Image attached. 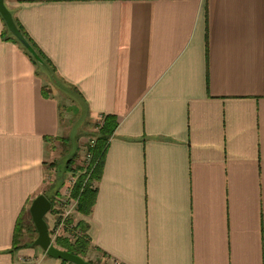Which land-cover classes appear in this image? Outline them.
I'll list each match as a JSON object with an SVG mask.
<instances>
[{
    "label": "crops",
    "instance_id": "1",
    "mask_svg": "<svg viewBox=\"0 0 264 264\" xmlns=\"http://www.w3.org/2000/svg\"><path fill=\"white\" fill-rule=\"evenodd\" d=\"M4 2L78 95L42 93L0 14V264H61L31 244L29 206L53 199L55 233L107 114L91 213L57 233L85 221L99 264H264V0Z\"/></svg>",
    "mask_w": 264,
    "mask_h": 264
},
{
    "label": "trees",
    "instance_id": "2",
    "mask_svg": "<svg viewBox=\"0 0 264 264\" xmlns=\"http://www.w3.org/2000/svg\"><path fill=\"white\" fill-rule=\"evenodd\" d=\"M13 19L18 28L28 40V42L37 52L38 56L40 57V60H38L37 57L34 56L27 49V47L9 31V29L5 25V30L7 33L6 37L14 40L23 48V50L31 57L33 62L36 64L37 74L46 78L49 85L44 84L42 86V93L46 96H49L53 93L52 88H55L56 90H58L57 92H59L62 96L70 100L73 99L74 95H78V93L74 91V87L68 85L66 82L60 79V77L56 73V68L51 62V60L45 56V54L36 45V43L28 36V34L25 32L23 27L19 24V22L14 16ZM116 124L117 121L115 115H102L101 121L97 125V130L93 132V144H87V150L90 152L91 158L87 166L85 167V172L83 174H80L79 177H77L76 182L74 183L71 190V196L75 200L74 209L83 215H89L91 213L92 206L94 205L95 196L97 192V186L95 182L98 181L101 175L108 141L116 127ZM72 160L73 158L71 157L65 161V165L62 169V172L58 173L61 178H63V172L65 170H69V164L72 162ZM79 168L81 169L83 167L79 166ZM53 185H55V182L53 183ZM50 201L53 203V199L50 198ZM52 209L53 208H51V210ZM87 227L88 224L85 221H78L76 225H73L72 227L74 230L77 229V234L70 233L71 235L56 236L54 238L55 245L84 258V256L89 250L90 243V238L87 234ZM31 244H33V242H31ZM87 260L91 264H94L90 259ZM65 263L68 262L61 260V264Z\"/></svg>",
    "mask_w": 264,
    "mask_h": 264
},
{
    "label": "water",
    "instance_id": "3",
    "mask_svg": "<svg viewBox=\"0 0 264 264\" xmlns=\"http://www.w3.org/2000/svg\"><path fill=\"white\" fill-rule=\"evenodd\" d=\"M0 14L3 17L9 31L15 35L19 41H21L27 47V49L37 57L38 60H40L37 52L16 25L12 13L4 0H0ZM50 207L51 202L44 194L37 195L29 206L31 220L37 230V237L33 241V245L41 247L46 252V254L52 258L61 259L71 264H91L83 257L61 249L53 244V241L49 235L47 223L44 219V215L50 209Z\"/></svg>",
    "mask_w": 264,
    "mask_h": 264
},
{
    "label": "rangeland",
    "instance_id": "4",
    "mask_svg": "<svg viewBox=\"0 0 264 264\" xmlns=\"http://www.w3.org/2000/svg\"><path fill=\"white\" fill-rule=\"evenodd\" d=\"M73 115H74V113L72 114V115H70L69 117H70V119H68V122L71 124L72 123V127L73 128H75V126H76V128H79V126H80V122H78V123H76V120L74 121V117H73ZM80 120H82V119H80ZM88 135H92V133H91V131L90 132H85L84 134H83V137H82V139H81V141H86V137L88 136ZM75 138L74 137H72L71 138V145H70V147H69V149L71 150V153H67V154H69L68 156H72V154L74 153V152H76L77 151V148H76V146H75ZM86 154H88L89 155V160H90V158H91V155H90V152L87 150V146H86V149H83L82 150V152L79 154V156L81 157V161H83L85 164L87 163V161H89L88 160V158H87V156H86ZM68 158V157H67ZM67 158H63L62 157V159L58 162V173H60V172H62V169H63V167H64V165H65V161H66V159ZM60 169V170H59ZM70 176H68L67 178H68V180H70V182H71V179L69 178ZM48 185V184H47ZM63 191V194H60L59 195V197H60V203L57 205V203L55 204V208L58 206V207H61L62 209H64L63 210V212L64 211H69L70 213H69V215L68 216H70V215H72L73 216V214L75 213L74 212V206H73V201L72 200H70L69 199V197H68V193H67V191H66V188L65 189H63L62 190ZM71 216V217H72ZM71 221L73 220V219H70ZM29 223H31L30 221L28 222V225H29ZM23 224H25V223H23ZM60 229V228H59ZM52 233H51V238H52V240H53V244H55V242H54V235H56V234H59L60 236H65V235H71V234H77V229L76 230H74L72 227H70V226H68V227H66L65 228V230H64V232H63V230H60V232H58V233H54V230H52L51 231ZM71 233V234H70ZM63 234V235H62ZM34 234H32L31 236L29 235V239L33 236ZM58 235V236H59ZM37 236V235H36ZM101 257H102V259L104 260H108V261H106V262H104V264H108V262H114V261H112L111 259H109L108 257H106V255H103L102 256V254L101 253H98ZM84 259H90L94 264H99V263H97V261H96V259H97V255H91V254H87L85 257H84Z\"/></svg>",
    "mask_w": 264,
    "mask_h": 264
},
{
    "label": "built area",
    "instance_id": "5",
    "mask_svg": "<svg viewBox=\"0 0 264 264\" xmlns=\"http://www.w3.org/2000/svg\"><path fill=\"white\" fill-rule=\"evenodd\" d=\"M93 142H94V139H92V138L88 140V143H90V144H93ZM86 156H87V158L89 160V155L86 154ZM87 162H89V161H87ZM72 201H73V203L75 202L74 200H72ZM69 213L70 212L67 211V210L64 211V212H62L61 218L59 219V222H58V225H57V228L55 229V233H57V231L59 230V228H61L63 226L64 221H65L66 217L69 215Z\"/></svg>",
    "mask_w": 264,
    "mask_h": 264
}]
</instances>
